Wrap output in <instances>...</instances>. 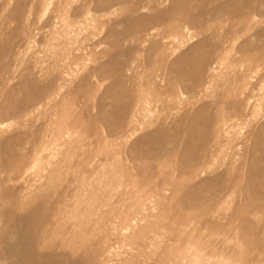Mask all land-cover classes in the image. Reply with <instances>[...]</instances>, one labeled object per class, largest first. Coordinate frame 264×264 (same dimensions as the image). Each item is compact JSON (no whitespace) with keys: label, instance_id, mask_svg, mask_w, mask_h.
Segmentation results:
<instances>
[{"label":"rangeland","instance_id":"rangeland-1","mask_svg":"<svg viewBox=\"0 0 264 264\" xmlns=\"http://www.w3.org/2000/svg\"><path fill=\"white\" fill-rule=\"evenodd\" d=\"M138 1L0 0V264H264V0Z\"/></svg>","mask_w":264,"mask_h":264},{"label":"bare ground","instance_id":"bare-ground-1","mask_svg":"<svg viewBox=\"0 0 264 264\" xmlns=\"http://www.w3.org/2000/svg\"><path fill=\"white\" fill-rule=\"evenodd\" d=\"M207 1H210V0H207ZM237 1L238 0H228V1L224 2V3H222V1L220 0L217 7H212V9H209V10L202 9V8H200V9L197 8L196 11H191V10L186 9V8L183 7L180 10L181 11V15H182L181 18L182 19H190L189 20V24L192 27H195L197 29H200L201 27H205V24H203V21L201 20L200 15L208 14L209 16H211L212 13H215L218 10H224V11L227 12L228 10H230L229 8L232 7L233 4H236L237 3ZM143 2H144V0H139L136 4H133L132 7H131V11L137 12L138 9H140L141 7H143L142 6ZM246 3H244V4L246 5ZM148 6L152 7V5H150V4ZM252 10L257 11V13H260L261 12L260 7L257 6V5H255L254 7L253 6L252 7L250 6L249 9L246 10V11L237 12V13H235V15H236L237 19L240 18V20L241 19L250 18V14H252ZM169 16H172V12H170V10L169 11L167 10V12H165V16L159 17V18L163 20L164 17L166 18V17H169ZM142 21H143L142 18H140V19L138 18L137 23L140 25L142 23ZM168 31H169L168 29H165L163 31V33H167ZM247 42L248 41H245V44H248ZM187 57H189L188 59L190 60L191 63H193V65L197 63V61H196L197 59L196 58H198V59L202 58V62L203 63H205V62L208 61V59H207V57L205 55L200 56L198 53L197 54L195 53L193 56L186 55L185 57L183 56L181 58H178L172 64V67L174 69H178L180 67L179 66L180 65V62H182L183 59H187ZM257 60L260 63H264L263 58L257 59ZM192 69H193V72L194 73H199V72L202 71V65L198 69L196 67H193ZM6 109H7V107H6ZM123 113H124V111L120 110V116ZM201 116L202 115L200 113H198L196 115H188V116L185 117V119H186L185 121L188 123L189 131L186 133L187 134V141H186L187 142V148H186L185 153H184V158L185 159H190V160H192L194 162H196L198 160V156L194 153L195 152V148L200 147L202 149L203 146H204V143H205L204 142L205 136L203 134L198 133V127L200 126L201 119H202ZM170 132L171 131L165 130V129H159V130H157L155 133H153L152 135H150L151 136V139H152V142L157 143V142L163 141L164 139H169L171 137ZM263 134H264V127L260 131L259 135H263ZM185 186H187V185H185ZM186 188L187 187H185V189ZM188 193H186V194H188ZM197 193L199 194V192H197ZM18 216H19L20 225L22 226L23 230L26 232V231H28V230H30L32 228V229H34V233L37 236L38 233L36 231L38 230V226H40V224H42L43 219H44V216L42 215V213L39 210H33V211H30V212H27V213H23V214L18 215ZM33 239L34 238H32L31 240H33ZM30 246H29V251H31V253L28 256L22 258L20 260V264H60L59 258L53 252L52 253H46V254H41V253H38V252L36 253V250H35V247L36 246H34L33 241L31 242ZM59 255H61V254H59ZM64 255H67V254H64Z\"/></svg>","mask_w":264,"mask_h":264}]
</instances>
